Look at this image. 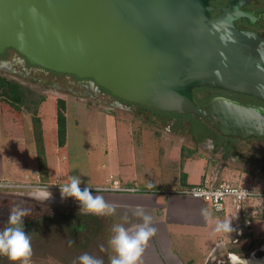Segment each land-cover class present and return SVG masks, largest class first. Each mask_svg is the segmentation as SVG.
Instances as JSON below:
<instances>
[{
  "label": "water",
  "instance_id": "95a60500",
  "mask_svg": "<svg viewBox=\"0 0 264 264\" xmlns=\"http://www.w3.org/2000/svg\"><path fill=\"white\" fill-rule=\"evenodd\" d=\"M236 5L212 17L211 0H0V54L15 48L30 64L91 79L123 101L214 123L215 101L205 110L196 88L253 93V74L264 77L262 39L235 26ZM257 111H224L225 133L258 134Z\"/></svg>",
  "mask_w": 264,
  "mask_h": 264
},
{
  "label": "rangeland",
  "instance_id": "374dc122",
  "mask_svg": "<svg viewBox=\"0 0 264 264\" xmlns=\"http://www.w3.org/2000/svg\"><path fill=\"white\" fill-rule=\"evenodd\" d=\"M1 74L24 85L28 99L22 110L0 100V168L5 171L7 169L8 174L16 169L17 162L20 174H24L27 166L30 165L28 158L33 155L29 151L30 147L34 144L38 147L44 146L43 132L40 127L41 120L36 119L40 113L45 117V124H47L45 140L50 150L51 162L54 163L53 170L58 169L64 173V177L59 179V183H54L59 187L60 183L68 182L72 176L80 178L81 189L86 186L94 187L112 183L105 178L109 177L110 171L115 166L114 156H119L118 162L122 168L127 166L122 164L128 162L133 170L124 172H133L136 175L139 169H143V165L148 166L151 170L149 178H152L154 183L159 182V177L154 175H164L162 182L164 187L176 184L180 177L184 176L182 171L184 161L180 157L179 151L175 150L171 155L170 151L164 149L166 144H173L174 141H169V138L164 135H158L157 138L151 139L150 136L142 134V127L166 129L172 127L169 121L177 118L176 121L179 124L175 128H171L173 132L181 130V132L176 131L180 134L174 133L176 134L175 143L187 147L190 137L186 136L185 128L187 129L191 124L186 121V118L192 123L193 130L203 127L196 119L175 112H162L157 109L154 111L151 108H136L138 113L135 114L91 98L74 96L63 90L59 91L33 79H25L7 73ZM58 78L62 79L63 77L58 76ZM64 86L67 84L64 83ZM42 98L44 99L42 100ZM59 98L66 99L68 107L66 110L67 135L64 145L60 148L56 144L58 135H53L48 128L51 123L53 126V122L55 126ZM38 101L40 102L37 104ZM126 128L132 129L130 131L132 135L126 134L127 131H124ZM194 147L200 149L197 145ZM148 167L146 172L149 170ZM233 172L235 171L226 167L224 179H221L229 181L228 179L234 177ZM7 173L0 176V220L3 216H9L14 207H20V201L42 203L58 211H63L65 216L67 212L77 215L85 214L79 212L80 204L74 197L62 198L60 188L41 189L35 186L40 183H32L35 180L32 182L18 181L13 179V176H10V179ZM234 175L236 176V174ZM114 177L116 176L114 175ZM238 179L242 183L229 182L244 186L264 187V181L261 180L257 183L247 178L238 177ZM119 181L121 184L125 183H122L121 179ZM91 191L97 190L91 189ZM228 210L227 214H231L230 221L242 220V216H236L232 208ZM27 213L30 214L29 211ZM258 213L257 210L254 215L249 216H252L251 219H256ZM77 217L74 216V221L78 219ZM94 217L92 220L96 222V225L93 230L88 225L86 229L76 231L77 235H75L71 232L65 218L49 216L45 225H42L40 230L33 234L35 236L31 237L30 260L32 261L30 264H80L78 257L84 253L102 260L103 264H108L107 261L112 253L109 247V221L107 222L103 215ZM15 264H20V262Z\"/></svg>",
  "mask_w": 264,
  "mask_h": 264
},
{
  "label": "crops",
  "instance_id": "0c3cea01",
  "mask_svg": "<svg viewBox=\"0 0 264 264\" xmlns=\"http://www.w3.org/2000/svg\"><path fill=\"white\" fill-rule=\"evenodd\" d=\"M42 116L43 114L39 113L37 117L41 120L40 127L43 132L44 146L38 147L34 144L30 147L29 151L33 155L28 158L30 165L27 166L24 174H20L21 171L18 169L17 162L15 164L16 169L12 173L8 174L7 169L5 171V169L0 168V176L7 173L9 177L13 176V179L18 181L32 182V180H35L32 183L40 184L59 183V179L64 177V173H61L60 170H53L54 163L51 162L50 150L45 140L47 124H45V117ZM55 118V126L53 122V126L51 123L48 128L56 136L58 135L57 115ZM142 130V134L150 136L151 139L157 138L158 135H164L169 138V141H174L173 144H166L164 149L165 151H170L171 155H173L175 150L179 151L180 157L184 161L182 163L184 176L182 175L179 182L177 181L178 184L176 182V184L172 185L173 187H164L162 186L164 175H154L159 177V182L154 183L152 178H149L151 170L148 166L143 165V169H139L137 176L133 172H124L125 170H133L128 162L122 164L124 166L127 165L122 168L118 162L119 156H114L115 166L110 171L109 177L110 175H115V178L123 180L122 183L125 182L123 185L138 187L140 191H92L94 196H102L105 202L116 206L113 214L103 215L107 222L109 221L108 232H110V238L114 235L112 229L117 224H123L132 231L135 230L138 224L142 223V218L133 215L137 206L143 207L145 212L152 216V226L156 228L155 235L149 239L142 253L140 264H206L217 250L227 244L240 247L241 245L238 242L250 238L252 234L257 237H264V205L260 207L261 212L259 211L256 219H251L250 213H245L240 215L242 220L230 221L229 217L231 214L228 212L230 214L228 215L227 210L229 208L234 210L232 206H228L224 212H216L208 202L176 191L201 182L206 175L219 174L224 179L225 168L212 162L202 149L176 144V134L168 129L142 127ZM124 131H127V135H132L130 132L132 129L126 128ZM56 144L59 148L62 146L59 144L58 139ZM147 167L149 169L148 172H146ZM230 168L234 170V167ZM234 171V177L227 179L233 183H242L238 179L236 170ZM54 176L55 178L53 179ZM109 177H106L105 180H108ZM137 183L143 184V186ZM60 185L62 184L60 183ZM234 213L236 216L239 215L235 210ZM125 217L127 218L125 219ZM247 220H250V224H247ZM226 223L230 224L231 227L227 229L218 227ZM249 231L252 232L249 233ZM109 247L112 253L107 263L111 264V258L116 253L110 244Z\"/></svg>",
  "mask_w": 264,
  "mask_h": 264
},
{
  "label": "flooded vegetation",
  "instance_id": "af4514ba",
  "mask_svg": "<svg viewBox=\"0 0 264 264\" xmlns=\"http://www.w3.org/2000/svg\"><path fill=\"white\" fill-rule=\"evenodd\" d=\"M229 2L230 0H211L212 5L215 7L211 16L216 17L222 13L223 8L227 7ZM235 2L237 3L238 11L233 20L235 26L239 29H247L256 33L262 39L264 45V0H235ZM0 64L3 66V68H0V73L33 79L43 84L44 82L57 83L58 87L55 89L63 90L74 96L91 98L112 107L126 109L135 114L138 113L136 108H145L139 104L116 98L91 79H82L74 74L60 73L30 64L15 48H7L4 53L0 54ZM58 76L63 78L59 79ZM253 76L250 79L251 89L254 90L253 93L228 90L223 87H200L194 90L195 100L205 110H209V104L213 100L215 101L218 119L214 123L211 122L210 116L203 119L196 118L192 114L175 113L182 116L188 115L199 121L203 126L198 130H193L192 123L186 118V121L191 124L190 127L185 128L186 136L190 137L187 147L193 145L192 148H195L194 145H197L218 166L222 168L234 167L238 177L259 183L260 180L264 181V77L254 74ZM64 83L67 86H64ZM118 101L122 104V107L114 105ZM237 104L258 109L256 112L258 120L255 122L256 130L259 131L258 134L252 133L242 136L225 133L226 127L222 123L223 113L234 109ZM151 109L156 110L154 108ZM176 119L170 120L169 124L172 127H167L166 129L172 131L171 128H175L179 124ZM176 131L181 132L178 129L174 130V133ZM259 188H262V186ZM20 203L21 205L18 208L27 209L30 212L24 217V230L31 237L35 236L33 234L40 230L42 225H45L49 216H62V218H65L71 232L75 235H77L76 231L84 230L88 225H90L92 230L96 225V222L92 220L95 215L91 213L77 215L73 212H67L65 216L63 211H58L42 203H32L30 201H20ZM258 211L261 212L260 207ZM74 216H78L76 221L73 219ZM8 218L9 216L2 217L0 230L8 226ZM251 232L249 231V233ZM233 243L235 244V242ZM238 243L241 245L240 247L227 244L225 247L220 248L206 264H264V237H257L252 234L250 238L240 240ZM10 263L15 264L19 263V261H12L6 255H0V264Z\"/></svg>",
  "mask_w": 264,
  "mask_h": 264
},
{
  "label": "clouds",
  "instance_id": "9594fccd",
  "mask_svg": "<svg viewBox=\"0 0 264 264\" xmlns=\"http://www.w3.org/2000/svg\"><path fill=\"white\" fill-rule=\"evenodd\" d=\"M81 180L76 176L60 185L62 198L74 197L80 204L79 212L95 215H111L116 206L105 202L102 196L93 195L90 187H80ZM116 186H113L115 189ZM100 191V189H97ZM26 209L14 207L8 218V226L0 230V255H6L12 261L20 264H30L31 236L24 230V217ZM133 215L142 218V223L130 231L123 224L113 227L114 235L109 244L116 255L111 258V264H140V258L147 246L149 239L155 235L156 228L152 226V216L147 214L143 207L137 206ZM127 217H125L126 219ZM218 227L229 228L230 224H222ZM80 264H103L87 253L78 257Z\"/></svg>",
  "mask_w": 264,
  "mask_h": 264
},
{
  "label": "built area",
  "instance_id": "2783aa9c",
  "mask_svg": "<svg viewBox=\"0 0 264 264\" xmlns=\"http://www.w3.org/2000/svg\"><path fill=\"white\" fill-rule=\"evenodd\" d=\"M107 181H112V183L90 188L102 191H140L138 187L121 184L114 175H110ZM35 186L41 189L60 188L56 184L47 183L36 184ZM113 186H116L115 189ZM176 191L208 202L216 212H224L228 206H232L239 215L245 213L254 215L258 208L264 205V188L233 184L221 179L219 174L213 176L206 175L201 182L177 189ZM247 224H250V220H247Z\"/></svg>",
  "mask_w": 264,
  "mask_h": 264
},
{
  "label": "trees",
  "instance_id": "16d2710c",
  "mask_svg": "<svg viewBox=\"0 0 264 264\" xmlns=\"http://www.w3.org/2000/svg\"><path fill=\"white\" fill-rule=\"evenodd\" d=\"M0 100L7 102L16 109L22 110L28 100L27 90L19 81L0 73ZM39 102L36 103L38 104ZM57 108L58 140L60 145H64L67 135L66 99L59 98ZM36 119L39 120L38 117Z\"/></svg>",
  "mask_w": 264,
  "mask_h": 264
}]
</instances>
